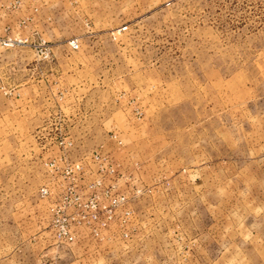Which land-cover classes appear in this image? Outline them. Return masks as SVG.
I'll return each mask as SVG.
<instances>
[{
	"label": "rangeland",
	"instance_id": "rangeland-1",
	"mask_svg": "<svg viewBox=\"0 0 264 264\" xmlns=\"http://www.w3.org/2000/svg\"><path fill=\"white\" fill-rule=\"evenodd\" d=\"M0 264H264V0H0Z\"/></svg>",
	"mask_w": 264,
	"mask_h": 264
}]
</instances>
